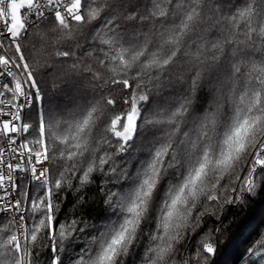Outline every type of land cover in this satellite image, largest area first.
Masks as SVG:
<instances>
[{
	"label": "snow or ice",
	"instance_id": "6c2138e0",
	"mask_svg": "<svg viewBox=\"0 0 264 264\" xmlns=\"http://www.w3.org/2000/svg\"><path fill=\"white\" fill-rule=\"evenodd\" d=\"M261 192L264 0H0V264H214Z\"/></svg>",
	"mask_w": 264,
	"mask_h": 264
},
{
	"label": "trees",
	"instance_id": "16d2710c",
	"mask_svg": "<svg viewBox=\"0 0 264 264\" xmlns=\"http://www.w3.org/2000/svg\"><path fill=\"white\" fill-rule=\"evenodd\" d=\"M34 55L39 62H43L46 56L39 41ZM123 94V89L117 85L113 95L120 98ZM93 191H90L89 195H92ZM72 204L73 195L69 194L65 206L66 214L73 212ZM106 218L107 214L97 213L98 220ZM257 230H264V192H261L255 200H248L243 206L226 207L222 213H219V220L216 217L208 218L204 224L203 234H210L205 238L209 239L216 248L214 264H242L239 259L240 254L249 246L259 243L260 239H264L259 236Z\"/></svg>",
	"mask_w": 264,
	"mask_h": 264
}]
</instances>
